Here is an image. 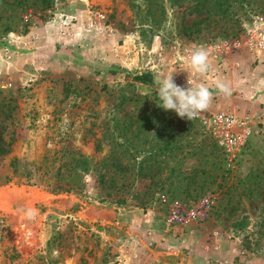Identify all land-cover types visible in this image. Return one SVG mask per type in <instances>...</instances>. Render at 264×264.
<instances>
[{
    "label": "rangeland",
    "instance_id": "374dc122",
    "mask_svg": "<svg viewBox=\"0 0 264 264\" xmlns=\"http://www.w3.org/2000/svg\"><path fill=\"white\" fill-rule=\"evenodd\" d=\"M172 1L0 0V264H212V231L229 260L264 249V137L216 87L264 0L233 8L237 37L221 34L231 18L183 32L195 8ZM196 45L219 70L190 121L159 107L154 81L176 69L187 88L178 69ZM221 112L248 119L233 157L201 124Z\"/></svg>",
    "mask_w": 264,
    "mask_h": 264
},
{
    "label": "crops",
    "instance_id": "0c3cea01",
    "mask_svg": "<svg viewBox=\"0 0 264 264\" xmlns=\"http://www.w3.org/2000/svg\"><path fill=\"white\" fill-rule=\"evenodd\" d=\"M239 47L241 48L238 51L234 52V54L229 55L227 53L223 60L225 62V67L223 66L222 70L227 68L226 75H228L229 78L231 76L234 77L232 83L228 86L230 89V95H226L224 97V100L229 101V103L231 104L238 103V105L242 107L244 111L248 108L253 109L255 112V119L253 122L255 130L253 131L257 133L256 138H263L264 84H262L261 82L264 81V51L258 52L255 49L250 48L245 42L244 36L239 40L237 48ZM210 61L211 70L213 71V73L219 70L213 66L211 58ZM213 73L210 72V74L212 75ZM250 74H252V77L249 79L248 76ZM246 79H248V82ZM250 85L254 87V90L252 91L254 93V96H250L249 98L247 96H244V92L242 91H244V87H249ZM250 138H253V136H250ZM211 234L212 236H210V234L207 235L208 238L210 236V241L206 246V255L213 261L212 264H264V249L260 253L251 257L245 258L243 256H240L237 260H229V256L225 258V255L228 254V250H222L221 247L211 239L218 238V233L216 231H212ZM222 252H224L225 254H222Z\"/></svg>",
    "mask_w": 264,
    "mask_h": 264
},
{
    "label": "clouds",
    "instance_id": "9594fccd",
    "mask_svg": "<svg viewBox=\"0 0 264 264\" xmlns=\"http://www.w3.org/2000/svg\"><path fill=\"white\" fill-rule=\"evenodd\" d=\"M178 70L188 74L187 88L174 82L173 74L176 69L161 72L155 78L157 96L161 102L159 107L165 111H174L182 119L193 121L209 111L213 102V92L202 82V78L206 79L211 70L209 51L203 45L187 49L184 63ZM261 83L264 84V81ZM216 87L219 92L230 95L227 85L217 82ZM21 212L28 219L34 218L36 214L33 208L21 209Z\"/></svg>",
    "mask_w": 264,
    "mask_h": 264
},
{
    "label": "built area",
    "instance_id": "2783aa9c",
    "mask_svg": "<svg viewBox=\"0 0 264 264\" xmlns=\"http://www.w3.org/2000/svg\"><path fill=\"white\" fill-rule=\"evenodd\" d=\"M244 37L250 48L258 52L264 51V16L254 18L247 29L245 28ZM238 43L239 41L234 42L232 48L238 47ZM247 120V118L237 117L231 112H221L202 118L201 124L213 131L217 144L224 152L233 157L239 154L250 135ZM171 217L178 218L179 216L173 211ZM179 221H183V219Z\"/></svg>",
    "mask_w": 264,
    "mask_h": 264
},
{
    "label": "trees",
    "instance_id": "16d2710c",
    "mask_svg": "<svg viewBox=\"0 0 264 264\" xmlns=\"http://www.w3.org/2000/svg\"><path fill=\"white\" fill-rule=\"evenodd\" d=\"M175 1L190 3L191 7L195 8L193 12L195 13L196 19L191 21L188 27H182V31L185 33L198 32L197 28L201 23H217L219 20L227 18H231L232 26H229L227 30L224 29L221 31L223 37H237V35L242 31L232 10L238 6L241 7L244 0H173L172 5L176 3ZM133 79L146 85L152 84V77L148 73L136 75ZM98 177L102 180L104 174H98Z\"/></svg>",
    "mask_w": 264,
    "mask_h": 264
},
{
    "label": "water",
    "instance_id": "95a60500",
    "mask_svg": "<svg viewBox=\"0 0 264 264\" xmlns=\"http://www.w3.org/2000/svg\"><path fill=\"white\" fill-rule=\"evenodd\" d=\"M11 185H12V184H8V185H6V184H5V185H1V186H0V189H1V188H5V187H9V186H11Z\"/></svg>",
    "mask_w": 264,
    "mask_h": 264
}]
</instances>
